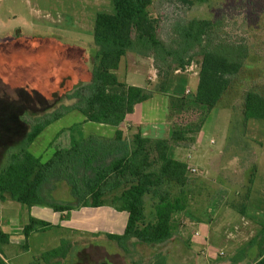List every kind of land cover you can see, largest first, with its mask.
Masks as SVG:
<instances>
[{
  "label": "rangeland",
  "instance_id": "374dc122",
  "mask_svg": "<svg viewBox=\"0 0 264 264\" xmlns=\"http://www.w3.org/2000/svg\"><path fill=\"white\" fill-rule=\"evenodd\" d=\"M26 1L27 4L21 6L22 11L32 21L44 25L41 27L44 39L38 43L37 54H33V50L19 53L9 49L6 40L0 44V97L13 100L25 93L13 132L0 142V172L6 168L10 153L20 150L29 129L26 119L45 115L63 104H72L73 101H69L66 96L74 87L91 81L97 52L94 42L95 17L99 12L111 13L114 9L112 0H96L87 11H82V0ZM155 1L150 12L154 18L160 19V35L170 49L179 46L176 25L195 19L211 21L218 40L242 42L249 47L250 55L243 70L209 114L201 130L189 133L187 140L173 144V158L182 159L188 166L206 171L203 174L188 172L186 187L170 185L171 195L173 198L179 197L181 190H184L190 202L189 211L201 213L219 196L223 180L235 178L231 180L238 182V189L242 193L247 190L250 176L256 166L258 168L254 160L257 158L259 161L260 157L258 151L253 150L264 148V120L246 121L243 114L247 91L256 89L264 94V0H188L189 4L178 2L179 5L168 4L165 0ZM11 3L13 0H0V7L7 8ZM0 12L7 16L10 14L3 10ZM12 29L8 27L3 31L5 33ZM161 56H165V59ZM190 57L192 63L185 69L178 67L165 54L155 57L130 51L121 62L118 71L121 81H126L131 75L139 77L145 80L144 83L153 93L150 107L145 110L148 116L159 122L157 129L152 125L147 127L152 137L170 138L173 128L176 130L186 126L187 129L202 120L201 109L187 106L173 110L169 97L175 95L190 99L192 96V93L187 94L185 91L193 92L196 87L195 73L202 59L200 49L195 48ZM33 60L37 61L34 66ZM27 63L29 66L26 68ZM165 82L175 84L182 91L166 95L161 90L163 85L166 86ZM33 94L39 96H36L38 99L31 98ZM83 119L81 113L74 111L52 123L30 146L29 152L47 161L56 150L68 149L90 135L114 134L111 126L86 123ZM123 131L131 137L129 134H133L136 128L125 125ZM251 146L253 150L249 153L247 150ZM220 156H223L221 161ZM229 163L233 166L229 167ZM54 182H57L56 188H50L53 183L48 186L53 199L63 203L71 201L68 183L65 180ZM73 201L74 204L78 203L74 197ZM47 210L52 212V209ZM80 212L76 209L68 216L60 217L58 223L88 231L89 234L85 236L91 239V244L100 246L86 252L93 254L92 263L96 264H162L166 261L164 253L172 250L170 244L180 242V236L193 231L192 226L180 230L179 222H175L174 239L157 246L131 241L126 251L107 240L104 234H123L127 213L112 212L108 206L81 209ZM146 215L148 220L155 219V201L150 197L146 199ZM241 239L244 238L241 236ZM178 263L174 259L170 260V264Z\"/></svg>",
  "mask_w": 264,
  "mask_h": 264
},
{
  "label": "trees",
  "instance_id": "16d2710c",
  "mask_svg": "<svg viewBox=\"0 0 264 264\" xmlns=\"http://www.w3.org/2000/svg\"><path fill=\"white\" fill-rule=\"evenodd\" d=\"M112 1L113 13L99 12L96 15L94 42L97 52L91 81L74 87L66 96L73 101L72 104H63L45 115L26 119L29 129L20 150L10 153L6 168L0 172V201H4L8 194L13 201L29 208L49 207L55 212L68 214L78 208L111 206L119 212H126L128 220L123 234H109L107 238L127 251V245L133 239L159 245L173 238V218L186 209L187 193L181 190V195L173 198L169 186L186 187L188 164L169 155L171 145L185 141L189 133L201 130L209 114L243 70L250 53L245 43L218 40L214 24L199 19L181 21L176 25L179 46L170 49L160 35V19L154 18L150 12L155 0ZM165 1L173 5L190 3L188 0ZM195 48L200 49L202 58L196 93L189 96L190 99L169 97L173 110L187 106L201 109L202 120L187 129L186 126L173 128L169 139H151L139 132L127 140L119 127L135 112L137 105L152 99L153 93L148 88L119 80L116 72L122 59L130 51L155 57L165 54L174 64L185 69L192 63L190 53ZM161 57L165 59V56ZM165 87H161L163 93ZM24 97L25 93L13 100L0 97V142L13 132ZM74 111L81 113L86 122L117 128L115 135L89 136L68 149L56 150L47 161L29 152L30 146L46 128ZM243 114L246 121L264 120V94L256 89L247 91ZM58 180L68 183L77 204L47 199L46 187ZM148 197L155 201L154 220L147 219ZM50 227L45 221L32 219L26 227V234ZM66 244L63 241V247L53 254L62 255ZM98 247L91 244L86 250ZM86 254L93 258V254ZM256 264H264V257Z\"/></svg>",
  "mask_w": 264,
  "mask_h": 264
},
{
  "label": "crops",
  "instance_id": "0c3cea01",
  "mask_svg": "<svg viewBox=\"0 0 264 264\" xmlns=\"http://www.w3.org/2000/svg\"><path fill=\"white\" fill-rule=\"evenodd\" d=\"M95 1L96 0H82L80 4L82 11L89 10L90 6ZM25 3L27 4L26 0H13V3L9 4V7H0V10L10 13L9 16H7L0 12V28H2L0 29V44L6 40L7 46H10L9 49L17 50L19 53L33 50V54H37L38 43L42 42L44 39V33L41 28L44 25L32 21L23 13L21 6L22 4L25 5ZM8 27H13V29L4 33V28ZM17 31H19V35H17ZM35 63H37V61L33 60L32 66H34ZM22 65L24 64H21V66ZM27 66H29L28 63L25 67L27 68ZM118 71L116 72L117 76ZM199 71L200 68L195 73L197 79H199ZM197 79L196 87L193 89V92L189 90L192 95L196 93L198 87L199 80L197 81ZM141 81L143 82L141 83ZM144 81L145 80L139 77L136 78V76L131 75L126 81L122 82L148 88ZM175 91L179 92L182 91V89L170 82L166 84V95H174ZM187 91L188 90H186L185 93ZM34 97L37 99L36 96ZM152 100L153 98L137 105L135 112L129 115L125 122L119 127L122 131L125 125L136 128L133 134H129L131 137H128V134H124L127 140L133 138V136L139 132L142 136L151 139H169V136H167V138L152 137L151 133L147 130L149 125L157 129V124L159 123L155 121L156 119L153 120L148 116L146 112ZM83 120L85 121V118ZM111 130L114 134H109L107 136L99 134L95 136L113 137L117 128L113 127ZM172 149L173 144L169 152L171 157H173ZM252 150L253 148L251 146L247 151L250 153ZM253 151H258L260 156L258 159L259 161H257V158L254 160L258 168L256 166L253 174H251L248 188L243 191L244 193H242L241 189H238L240 187L239 184H237L238 182L231 180L235 178H229L228 180H223V185L221 184V189L223 190L220 189L221 193L216 199L212 200L211 206L207 208V210L201 213H192L189 211L190 202L188 203L187 200L186 209L175 214L173 218L175 231V222H179L180 230L182 227L187 228L192 226L193 231L191 233L186 232L184 236H180V242H173L170 244V249L172 250L169 253H164L166 261L163 264H170L171 259L179 262L178 264H202L203 261L204 264H256L264 257V148H256ZM208 155L209 154L201 156L205 157ZM222 157L223 156L219 157L220 161L223 159ZM175 159L183 161L182 159ZM231 166H233V164L229 163V167ZM196 168L201 170L200 174L206 171L200 167ZM246 171L250 170L246 169ZM56 183L57 182H53L50 188H56ZM50 188L46 187L45 189L47 199L53 202L63 203L53 199L54 196L49 193ZM71 197L72 200L65 203H73V196L71 195ZM13 203L18 202L13 201L8 194L4 201H0V264H96L92 263V259L86 254V251H88L86 250L87 246L91 245V239L89 240L85 236L89 234L88 231H85V229L81 227L76 228L65 225V223L62 222L58 223L60 217H66L72 211L69 214L66 212H55L53 210L50 212L47 210L51 209L49 207L36 206L29 208L21 203H18L19 205ZM108 207L112 212L117 211L111 206ZM81 209L86 208H78V211L80 212ZM32 219L45 221L49 223L51 227L45 230L36 229L27 235L26 227L30 224ZM109 234L113 233H105L104 235L108 236ZM241 236L244 239H241ZM174 237L175 232L172 239H174ZM63 241H66L67 244L64 247L62 255L53 254V251L63 247ZM135 241L142 245H149L137 239L132 240V242ZM153 245L154 244L151 246Z\"/></svg>",
  "mask_w": 264,
  "mask_h": 264
},
{
  "label": "built area",
  "instance_id": "2783aa9c",
  "mask_svg": "<svg viewBox=\"0 0 264 264\" xmlns=\"http://www.w3.org/2000/svg\"><path fill=\"white\" fill-rule=\"evenodd\" d=\"M187 94H190V91H187ZM187 170L189 173H192V174H200L201 173V170L199 168H196L193 166H188ZM221 255H222V253H221Z\"/></svg>",
  "mask_w": 264,
  "mask_h": 264
},
{
  "label": "water",
  "instance_id": "95a60500",
  "mask_svg": "<svg viewBox=\"0 0 264 264\" xmlns=\"http://www.w3.org/2000/svg\"><path fill=\"white\" fill-rule=\"evenodd\" d=\"M99 264H109L108 262H103V263H99Z\"/></svg>",
  "mask_w": 264,
  "mask_h": 264
}]
</instances>
